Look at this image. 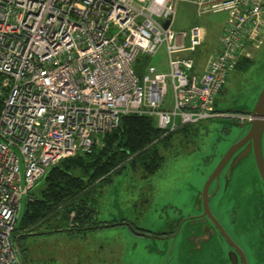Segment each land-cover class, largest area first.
I'll return each instance as SVG.
<instances>
[{"label": "built area", "instance_id": "built-area-1", "mask_svg": "<svg viewBox=\"0 0 264 264\" xmlns=\"http://www.w3.org/2000/svg\"><path fill=\"white\" fill-rule=\"evenodd\" d=\"M182 1L0 0V264H23L12 235L34 184L122 116H150L163 135L255 119L215 101L263 45L264 0H186L199 16L227 14L216 50L200 58L203 28L174 29ZM160 47L165 70L150 64Z\"/></svg>", "mask_w": 264, "mask_h": 264}, {"label": "rangeland", "instance_id": "rangeland-1", "mask_svg": "<svg viewBox=\"0 0 264 264\" xmlns=\"http://www.w3.org/2000/svg\"><path fill=\"white\" fill-rule=\"evenodd\" d=\"M226 18L225 12L199 16L195 6L184 0L178 4L174 29L188 30L194 25L202 27L207 53L216 50ZM252 55L253 63L249 68L244 71L235 68L228 73L222 92L215 101L217 110L233 112L235 108L242 111L253 108L264 84V40ZM166 63L164 48L160 47L151 57L150 64L165 70ZM233 122L237 121L217 117L194 124L196 134L176 135L171 140V147L165 151L162 149L165 157L162 166L146 180L128 173L115 176L102 191L98 219L124 217L145 230H160L164 218L172 210L192 201L206 173L223 151V143L227 142L226 139L218 140V131L235 129ZM262 149L264 154V132ZM191 150L193 153L188 154ZM242 163L247 176H251V172L256 175L252 157ZM219 212L224 220L230 216L229 211ZM133 233L127 226L98 228L86 234L60 231L29 236L22 246L27 248L24 257L28 264H186L184 256H181V262L175 254L169 258V247L166 249L158 239ZM219 264L225 262L220 261Z\"/></svg>", "mask_w": 264, "mask_h": 264}, {"label": "trees", "instance_id": "trees-1", "mask_svg": "<svg viewBox=\"0 0 264 264\" xmlns=\"http://www.w3.org/2000/svg\"><path fill=\"white\" fill-rule=\"evenodd\" d=\"M205 53L203 45L196 57ZM252 63V59H243L236 69L244 71ZM193 127L194 124L183 125L163 135L154 118L124 115L116 128L99 136L89 153L78 152L51 166L23 201L12 235L25 264L27 248L22 242L29 236L60 231L86 234L99 224L113 222L97 217L103 189L123 173L141 179L153 176L164 162L162 149L170 148L176 135L196 134Z\"/></svg>", "mask_w": 264, "mask_h": 264}, {"label": "flooded vegetation", "instance_id": "flooded-vegetation-1", "mask_svg": "<svg viewBox=\"0 0 264 264\" xmlns=\"http://www.w3.org/2000/svg\"><path fill=\"white\" fill-rule=\"evenodd\" d=\"M248 131L236 127L218 131V140L227 141L223 151L211 162L192 201L172 210L160 230H145L124 217L105 219L113 222L98 228L127 226L133 235L135 232L158 239L166 249L169 247V258L175 254L181 262L184 256L186 264H264V181L254 158V139L248 137ZM261 151L264 161L262 140ZM226 155L221 170L204 191L208 177ZM249 156L254 160L256 175L251 172L247 176L242 167ZM219 210L229 211V218L224 220Z\"/></svg>", "mask_w": 264, "mask_h": 264}, {"label": "water", "instance_id": "water-1", "mask_svg": "<svg viewBox=\"0 0 264 264\" xmlns=\"http://www.w3.org/2000/svg\"><path fill=\"white\" fill-rule=\"evenodd\" d=\"M165 25H167V23H165ZM234 112H238V113H249L251 115H253L255 117L254 120L250 121V122H246V123H236L233 122V125L236 128H247L249 129L248 131V137L253 138L254 139V158H255V162L257 164L258 170L260 175L263 178L264 181V161H263V156H262V151H261V140H262V135L264 132V122L261 119L262 117H264V84L262 86V88L260 89V92L258 93V96L256 97V100L254 102V106L252 109L247 110V111H242L239 108H235L233 109ZM228 155V152H227ZM227 155L222 158L220 160V162L218 163V165L216 166V168L213 170V172L210 174V176L208 177L205 186L203 188L204 191L207 190V187L209 186L210 182L213 179V175L217 172H219V169L221 170L223 164H224V159L227 157ZM16 247L18 248L16 242H14ZM19 251V248H18ZM20 253V251H19ZM21 257V255H20ZM22 263L25 264L24 260L22 259Z\"/></svg>", "mask_w": 264, "mask_h": 264}, {"label": "crops", "instance_id": "crops-1", "mask_svg": "<svg viewBox=\"0 0 264 264\" xmlns=\"http://www.w3.org/2000/svg\"><path fill=\"white\" fill-rule=\"evenodd\" d=\"M106 218H102L101 220H103V221H107V220H105ZM122 228V227H121ZM131 233V232H130ZM132 234V233H131Z\"/></svg>", "mask_w": 264, "mask_h": 264}, {"label": "bare ground", "instance_id": "bare-ground-1", "mask_svg": "<svg viewBox=\"0 0 264 264\" xmlns=\"http://www.w3.org/2000/svg\"><path fill=\"white\" fill-rule=\"evenodd\" d=\"M113 182V181H112ZM99 225H101V224H99ZM97 226V225H96ZM103 226V225H102ZM103 229V228H102ZM28 234V233H27ZM176 235V234H175ZM173 240H174V238H173ZM230 240V239H229ZM20 244H21V242H20ZM238 246V245H237Z\"/></svg>", "mask_w": 264, "mask_h": 264}]
</instances>
